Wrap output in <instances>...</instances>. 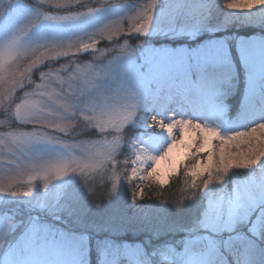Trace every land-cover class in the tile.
Segmentation results:
<instances>
[{"label":"rangeland","instance_id":"374dc122","mask_svg":"<svg viewBox=\"0 0 264 264\" xmlns=\"http://www.w3.org/2000/svg\"><path fill=\"white\" fill-rule=\"evenodd\" d=\"M0 8V38L33 18L39 19V24L30 36L44 43L76 42L83 48L94 44L101 29L114 34L112 41L100 40L93 48L71 51L44 64L45 70L56 72V83L51 86L55 100L71 102L73 94L82 89L105 96L104 139L109 148H118L117 171L123 173L113 196L125 184L140 193L147 179L166 184L170 176L178 177L174 189L185 178L190 185L204 189L201 212L181 245L165 243L150 253L138 243L118 246L116 235L126 226L121 227L109 215L85 214L96 208L97 201L111 196V183L85 181L94 161L59 158L72 144L98 139V133L84 128L77 129L75 135L64 134L43 123L21 121L12 111L22 95L17 90L0 100V184L7 189L0 191V264H90V251L96 256L95 264H115L122 252L126 255L121 264H135L140 250L151 264H162L168 263L165 253L169 246L182 251L184 242L194 237L202 244L198 254L211 261L210 255L222 244L221 238L213 240L211 234L227 241L237 235L236 230L247 227L252 236L263 238L264 198L257 193L264 188V124L251 126L257 119L264 121V0H0ZM48 16L71 18L52 20ZM233 21L262 23V28L250 37L236 36L226 28ZM197 35L205 37L194 46L174 44ZM125 41L123 50L115 47ZM231 41L246 68L242 102L253 99L254 103L241 110L245 119L228 121V89L238 87L232 74L236 65ZM100 49L105 50L103 56H98ZM190 71L197 72L198 78L193 79ZM33 78L37 83L41 80L38 72ZM189 88L203 97L198 113L170 111L173 104L168 95H182ZM177 113L183 121L193 115L196 125L191 120L176 125L166 121L170 127L160 123L157 131L160 124L152 119L163 121V114ZM41 132L56 140L25 143L33 140V133ZM139 141L149 148L147 156L164 149V158L151 163L147 172L148 160L136 158ZM195 160L199 163L192 162L188 175L177 176L180 167L186 171V163ZM29 166L35 172L28 171ZM49 177L52 179L45 184ZM238 177L252 190L249 195L239 190ZM29 182L34 185L30 191ZM252 209L258 211L253 218ZM85 215L97 223L92 226ZM173 222L154 235L166 234Z\"/></svg>","mask_w":264,"mask_h":264},{"label":"clouds","instance_id":"9594fccd","mask_svg":"<svg viewBox=\"0 0 264 264\" xmlns=\"http://www.w3.org/2000/svg\"><path fill=\"white\" fill-rule=\"evenodd\" d=\"M2 10V8H0ZM47 19H69L71 17H55L48 16ZM39 24V19L33 18L24 25L18 27L10 34L0 38V100L6 99L14 95L19 90L22 95L18 103L13 107V114L26 123H43L46 127L54 129L56 132L75 135L77 129H94L98 133V139L90 142H77L66 148V154H60L61 159L65 161H74L82 158L95 162V167L83 177L86 182L104 184L106 181L111 183L108 194L115 195L117 181L122 172L117 171L118 168V148H109L107 141L104 139L106 133L105 119L108 111V104L103 93L90 94L87 89H82L80 94H73L71 102L55 100L52 85L56 83V72L52 69H44L46 61H53L61 56H66L71 51H83L87 48H93L95 43L100 40H113V33L101 29L94 37V44H85L83 48L79 47L76 42L64 45L59 43H44L39 38L30 36L31 29ZM127 45H115V47L123 50ZM104 49H100L98 56H103ZM98 58V57H97ZM66 67V65H61ZM80 66H77L79 70ZM58 71V70H56ZM38 72L41 78L37 83L34 80V73ZM71 74H69V77ZM55 101V103H54ZM56 137L46 132L39 135L33 133V140L25 141V143L37 141H55ZM148 151L147 149L145 150ZM163 151V150H162ZM147 159V157H146ZM194 164L199 163L198 160L193 161ZM219 164V161H217ZM151 164L145 169L149 171ZM28 171L35 172L33 166H29ZM219 175L225 173L220 172ZM23 179V176H21ZM52 177L45 179V184ZM239 190L245 195L251 193V189L245 184L242 177L236 179ZM34 185L29 182L27 185L30 191ZM157 193L163 191L162 184L155 185ZM7 190L0 184V191ZM91 190V189H90ZM183 193V190L181 189ZM194 195V193H193ZM258 196L264 198V188L257 193ZM159 198V196H158ZM185 198L190 199L191 196ZM179 207L181 200L173 201ZM264 211V209H261ZM251 247L256 248L255 242H251ZM227 251V249H226ZM264 252V249H260ZM126 255L122 252L116 258L115 264H121V257ZM168 264H229L227 258L221 253L217 258L208 261L198 254V244L196 238L186 240L182 251L176 250L169 246L165 253ZM135 264H151L143 250H140L139 259ZM235 264V261L233 262ZM239 264H257L251 259H244ZM264 264V261L261 262Z\"/></svg>","mask_w":264,"mask_h":264},{"label":"trees","instance_id":"16d2710c","mask_svg":"<svg viewBox=\"0 0 264 264\" xmlns=\"http://www.w3.org/2000/svg\"><path fill=\"white\" fill-rule=\"evenodd\" d=\"M262 23H264V21ZM262 23L245 25L233 21L228 26H226V28L229 31H232L228 32L229 34L232 33L236 36L250 37L256 35L259 31H261ZM224 29H220L219 31L224 32ZM204 37V35H197V37L194 39L185 41L180 39L177 42H174V44L179 43L186 44L188 46H194L199 43V41L201 42ZM235 40L236 39L233 38L232 41ZM232 41L230 42L232 50L231 53L237 70H235V72L232 74H234V78L238 80V87L237 90L228 89V91L230 92L229 98L226 99L227 104L230 105L228 114H226L228 121H232L237 117L244 118V116H242L241 114V110H244V108L249 107V105H252V103H254L253 99L248 100L247 102H242L241 95L245 85L244 77L246 68L243 66L240 54L238 51H236V45ZM190 72V76L193 79L198 78L196 74L197 72ZM199 73L202 74V71H200ZM205 73L207 75H211V73L209 72ZM261 88L262 87H260V90ZM262 94L264 96V89L262 90ZM256 104L257 106H259L260 103L258 101H255V105ZM263 122L264 121L258 119V121L251 126V129L259 126L261 123L264 124ZM248 128H246V130ZM192 162L193 161H189L186 163V167H188L186 171H183V168L180 167V171L177 173V176L188 175L192 171ZM177 178L178 177L170 176L166 184H162L155 179H147L145 181V185L142 186L140 193L135 191L133 187L130 188L128 184H125L122 187V190L120 189L121 192H119L116 196L111 195L108 199L104 198L103 200L97 201L98 205L96 206V208H93V211L86 210L85 214H88L90 216L96 214L103 217L109 215V219L115 221V223L119 225H123L121 227L124 228L126 226L121 235H116V239H118V246L125 242L138 243L144 247L147 253H150L154 249L156 250L158 247L165 243H170L171 245L177 244V246H179L181 245V241H184L186 239L184 237H186L188 234H191L189 232L192 231L188 232L189 227L191 226L192 222H195L194 220L199 216V212H201V205L204 201V189L202 190L197 188V184H194L195 186L190 185V183L187 182L186 178L185 180H180V186L178 189H174L172 187ZM156 184L163 185L162 192L157 193L155 187ZM181 189L183 190V193L181 192ZM187 196H191V198H185ZM176 199L181 200L179 207H177L176 204L173 203V201ZM109 208H115L117 210L111 212ZM1 210L6 211V208H2ZM257 212V209H252V218L257 214ZM90 216L86 217L85 215V220L88 221L89 224L91 223L93 226L97 222L95 218H92ZM171 220L174 221V225L171 226V229L168 230L166 234L164 232H161L158 235H154L157 230L161 229L162 227L164 228L166 223H169V221ZM89 226H85L86 230L89 234H93V231H91L92 229H90ZM236 231L237 235H235L231 239H228L227 241H225L224 237H221L220 235L219 237H217L214 234H211L210 237L213 240L221 238L218 240H222V244H219L217 250H215L210 255V257L212 256L214 259L219 257L221 253H223V255L227 258L229 264H233L234 261L235 264H239L240 261L246 258L256 261L257 264H261V262L264 261V252L260 251V249H264V242L261 241L264 240V229H260V233L263 237L261 240L252 236L251 233H249L247 227L240 228ZM206 237L207 236H204L205 239ZM60 238V240H65V236H60ZM251 242H255V244L257 245L255 249L251 247ZM197 244L198 247L202 248V244L200 243V241H197ZM95 258L96 256L94 255L93 251H90V264H95ZM162 264L168 263L165 262Z\"/></svg>","mask_w":264,"mask_h":264},{"label":"bare ground","instance_id":"6f19581e","mask_svg":"<svg viewBox=\"0 0 264 264\" xmlns=\"http://www.w3.org/2000/svg\"><path fill=\"white\" fill-rule=\"evenodd\" d=\"M173 103L171 102L170 103V105H172ZM181 104V100H177L176 102H174V105L171 107V109H169L170 111L171 110H173V109H178L179 108V105ZM198 113V112H197ZM196 118V117H195ZM194 118H192L191 119V122H192V124H194V125H196V121L195 120H193ZM156 150V149H155ZM162 150H164L163 148H161V151H160V153L159 152H156L155 154L153 153L152 155L150 154V156H147L146 155V153L145 154H143V158L142 157H140L138 160L139 161H142V160H145L146 159V157H147V159L146 160H148V162H147V166H148V164H151V163H153V162H156V161H160V159L162 158H164V151H162ZM148 157H150L149 159H148Z\"/></svg>","mask_w":264,"mask_h":264},{"label":"snow or ice","instance_id":"6c2138e0","mask_svg":"<svg viewBox=\"0 0 264 264\" xmlns=\"http://www.w3.org/2000/svg\"><path fill=\"white\" fill-rule=\"evenodd\" d=\"M217 178H219V177H217Z\"/></svg>","mask_w":264,"mask_h":264}]
</instances>
